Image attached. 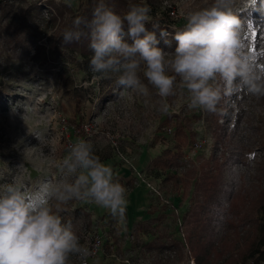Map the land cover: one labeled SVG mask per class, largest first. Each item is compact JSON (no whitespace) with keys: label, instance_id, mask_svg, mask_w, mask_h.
Instances as JSON below:
<instances>
[{"label":"rangeland","instance_id":"374dc122","mask_svg":"<svg viewBox=\"0 0 264 264\" xmlns=\"http://www.w3.org/2000/svg\"><path fill=\"white\" fill-rule=\"evenodd\" d=\"M152 1L151 24L164 14L171 34L183 28L188 11L212 3ZM86 2L0 0V189L11 183L36 188L46 180L64 179L57 165L70 144L84 139L99 157L111 156L103 162L119 167L113 168L117 173L121 168L130 169V179L118 175L122 184L124 180L130 189L141 182L146 187L147 183L152 185L148 187L151 210L154 218L160 214L162 218L152 227L145 222L130 225L126 219V228L121 230L107 210L70 202L63 206L61 215L72 220L81 243L92 252L86 261L73 258V264H197L187 238L200 175L189 185H176L166 180L176 171L154 169L152 161L166 149L176 151L181 140L177 130L182 127L186 144L181 163L186 171L194 169L201 174L203 166L211 165L215 158L228 160L223 174L225 188L233 189L235 196L246 191L250 198L258 199L256 195L264 191V98L257 101L241 91L222 94L215 112L193 109L189 97L179 90L177 78L176 93L167 98L169 112L162 113L158 110L161 98L142 72L141 81L149 89L147 97L122 89L114 80L101 79L89 63L85 64L78 47L66 49L57 42L72 18L71 11L84 8ZM140 2L150 6L147 0ZM258 8L264 13V0L251 2L239 15L243 38L247 35L246 43L257 45V51L250 53L264 65L260 55L264 22L244 18ZM163 48L172 52L175 42L171 48ZM219 86L223 90L222 81ZM168 128L172 134L166 133ZM233 160L239 163L233 164ZM140 223L144 225L138 227ZM246 235V231L240 233V237ZM156 237L166 244L186 240L182 259L181 251L177 255L173 250L148 252L145 245ZM229 237L235 238L232 234ZM167 256L170 261H166Z\"/></svg>","mask_w":264,"mask_h":264},{"label":"clouds","instance_id":"9594fccd","mask_svg":"<svg viewBox=\"0 0 264 264\" xmlns=\"http://www.w3.org/2000/svg\"><path fill=\"white\" fill-rule=\"evenodd\" d=\"M252 0H212L209 6L188 11L182 29L160 39L146 3L130 2L123 15L110 0H98L91 21L76 17L62 43L87 36L90 67L101 79L114 80L122 89L147 97L140 73L161 98L159 111L167 114V98L178 88L189 97V107L215 112L222 94L246 92L264 98V69L248 50L239 13ZM81 25L88 29L85 33ZM158 24L153 23V29ZM161 39L169 48H161ZM223 82V90L219 82ZM40 138L39 134L36 136ZM65 178L46 180L36 188L11 183L0 189V264H73L92 252L81 243L72 220L61 213L70 202L94 204L107 210L118 227L126 228L128 193L118 173L78 138L57 165Z\"/></svg>","mask_w":264,"mask_h":264},{"label":"trees","instance_id":"16d2710c","mask_svg":"<svg viewBox=\"0 0 264 264\" xmlns=\"http://www.w3.org/2000/svg\"><path fill=\"white\" fill-rule=\"evenodd\" d=\"M141 0H110V3L114 5V10L119 14L127 10V5L130 2L141 3ZM98 0H87L85 7L71 11V20L65 27V30L73 27V20L76 17H83L87 21H91L92 12ZM150 7L153 5L152 0H147ZM261 9V6L259 7ZM258 9L253 10L250 15L246 14L244 18H254L255 21L263 23L264 13ZM63 17V12H60ZM162 14L159 20H156L158 28L153 29V24L149 23L147 27L150 31H155L157 38L160 39V31H167L171 38L170 29L168 26L167 18H163ZM156 18V17H154ZM163 18V19H162ZM82 30L87 33L88 29L81 25ZM63 32L56 39L57 42L66 49L77 48L80 50V54L83 57L85 64H90L92 52L89 48V40L87 36L81 38L79 42H72L70 44L62 43ZM174 43V41H173ZM161 48L166 46L161 39ZM167 47V46H166ZM177 135L181 137L179 144L176 146V151L170 149L164 150L157 158L152 161L154 169L165 171H176L183 165L181 159L183 157L182 148L186 144V137L183 134V128L179 127ZM184 143V144H183ZM102 161H106L111 156L100 157ZM233 164H238L237 160H233ZM215 162V163H214ZM230 162L224 160H213V163L208 162L204 165L201 174L198 170H184L182 174L178 172L168 175L166 180L175 181L176 185L185 184L189 185L191 180L198 179L196 182L195 192V206L192 216V228L190 230L189 237L187 238L188 244L192 253L197 261V264H218L222 261L224 264H233L241 260L243 264H248L252 261V264L264 263V191L256 196L258 199L250 198L248 192L242 191L238 196L234 195V190L225 188L224 169ZM220 211V212H219ZM220 213L224 218L220 217ZM209 214V216H207ZM261 215V216H260ZM162 218L160 214L157 218L151 219L145 222L147 227L154 226L155 223ZM138 227H142L143 223L138 224ZM246 231L245 237H240V233ZM234 235L233 240L230 239V235ZM221 235V237L219 236ZM241 240L244 241L241 244ZM217 248H214L215 245ZM148 252H160L163 253L167 250H173L177 255L181 251V259L183 257V250L186 248V240H174L170 244L162 242L159 237H156L151 242L145 245ZM173 254V255H174ZM174 256H172L173 258ZM170 256H167L166 261H170Z\"/></svg>","mask_w":264,"mask_h":264},{"label":"crops","instance_id":"0c3cea01","mask_svg":"<svg viewBox=\"0 0 264 264\" xmlns=\"http://www.w3.org/2000/svg\"><path fill=\"white\" fill-rule=\"evenodd\" d=\"M114 168V165L109 164ZM116 167L114 169H118ZM139 168V167H138ZM118 175H123V177L128 179L132 174L129 168H121ZM130 179V178H129ZM123 185L127 189L128 193V206L126 211V219L130 225L134 222H146L154 219V211L151 210V198L149 195V188L142 185L135 186L132 189L131 185L123 180ZM100 211V209L98 210Z\"/></svg>","mask_w":264,"mask_h":264},{"label":"snow or ice","instance_id":"6c2138e0","mask_svg":"<svg viewBox=\"0 0 264 264\" xmlns=\"http://www.w3.org/2000/svg\"><path fill=\"white\" fill-rule=\"evenodd\" d=\"M252 2L255 3L256 0H252ZM251 35H252V36H255L256 34H255V33H251ZM248 39H249V37L246 35V36L244 37V42H245V44L247 45L248 51L251 52V53H255V52L257 51V45H255V44L253 43V44H251V46H249V45L246 43V41H248ZM260 55H261V56H264V50H262V51L260 52ZM261 68L264 69V65H261Z\"/></svg>","mask_w":264,"mask_h":264},{"label":"built area","instance_id":"2783aa9c","mask_svg":"<svg viewBox=\"0 0 264 264\" xmlns=\"http://www.w3.org/2000/svg\"><path fill=\"white\" fill-rule=\"evenodd\" d=\"M166 133H167V134H172V130H171L170 128H168V129L166 130ZM185 169H186V167L183 165L181 168H179L178 170H176V172H178V174H181V172L184 171ZM176 172H173V173H176ZM142 179H143V181L146 183L145 178H142ZM147 186L150 187V188H152V185H151L150 183H147ZM263 264H264V263H263Z\"/></svg>","mask_w":264,"mask_h":264}]
</instances>
